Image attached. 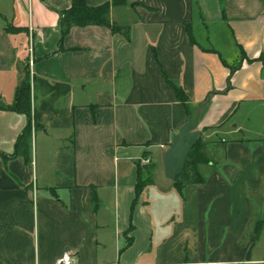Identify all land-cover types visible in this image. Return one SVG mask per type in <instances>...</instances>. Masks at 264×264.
Returning a JSON list of instances; mask_svg holds the SVG:
<instances>
[{"label":"crops","instance_id":"1","mask_svg":"<svg viewBox=\"0 0 264 264\" xmlns=\"http://www.w3.org/2000/svg\"><path fill=\"white\" fill-rule=\"evenodd\" d=\"M125 1L109 17L129 38L92 24L62 40L70 0L0 4V264H264V0ZM22 62L28 160L9 155ZM202 102L209 162L178 192L162 155Z\"/></svg>","mask_w":264,"mask_h":264},{"label":"trees","instance_id":"2","mask_svg":"<svg viewBox=\"0 0 264 264\" xmlns=\"http://www.w3.org/2000/svg\"><path fill=\"white\" fill-rule=\"evenodd\" d=\"M70 7L63 9L59 15V28L61 33V40L67 34L69 29L73 26H85V25H101L105 27H109L110 31L113 33H121L126 38H129V24H116L111 21L109 17L110 8L114 5H122L126 3L125 0H107L104 3L98 5L89 6L84 0H70ZM6 32H18L23 28H15L12 25L8 24L4 27ZM192 42L193 39L191 38ZM59 47L60 44H59ZM241 58L244 56V51L240 48ZM225 63V62H224ZM233 67V66H232ZM231 67V68H232ZM27 69V65H26ZM165 80L167 84H170L174 90H176V97L180 101L181 104L188 107L187 100L188 97L186 93L179 86H176L172 80L167 77L165 74ZM21 82L18 88L15 90L14 100L10 105V108L15 110L16 112H22L26 115V125L21 130L19 135L16 137V142L14 144V149L11 154L12 156H23L26 160H28L30 145H31V133L32 128L36 130L39 126V123L34 122L31 103H30V86L28 79V69L25 72V75L22 76ZM204 140L202 137H199L195 143L190 148V152L188 154L189 159L185 162L184 169L182 173L176 175L175 180L172 181L174 187L178 192H180L181 187L188 182L192 183H201L203 178H201L199 174V166L201 164L209 162V159L206 155L204 148ZM0 155L3 158H6L8 154H4L0 152ZM148 180L142 179L138 180L135 193L136 195L140 192L142 185L145 184ZM258 228V227H257Z\"/></svg>","mask_w":264,"mask_h":264},{"label":"water","instance_id":"3","mask_svg":"<svg viewBox=\"0 0 264 264\" xmlns=\"http://www.w3.org/2000/svg\"><path fill=\"white\" fill-rule=\"evenodd\" d=\"M204 102L200 103L193 116H187L185 124L174 133L170 143L164 149L162 165L164 176L169 180H175L176 175L182 173L185 162L189 159L190 148L200 135L198 129L199 114Z\"/></svg>","mask_w":264,"mask_h":264},{"label":"built area","instance_id":"4","mask_svg":"<svg viewBox=\"0 0 264 264\" xmlns=\"http://www.w3.org/2000/svg\"><path fill=\"white\" fill-rule=\"evenodd\" d=\"M149 161L150 159L148 157L141 158V162L144 164L149 163ZM71 260H72L71 254L66 252L56 259L55 264H71Z\"/></svg>","mask_w":264,"mask_h":264},{"label":"rangeland","instance_id":"5","mask_svg":"<svg viewBox=\"0 0 264 264\" xmlns=\"http://www.w3.org/2000/svg\"><path fill=\"white\" fill-rule=\"evenodd\" d=\"M0 4L1 6L3 5L6 12H8L11 8L10 0H0ZM21 64H22L21 68H22V76H23L25 75V72L27 71V69H26V65L24 64V62H22Z\"/></svg>","mask_w":264,"mask_h":264}]
</instances>
